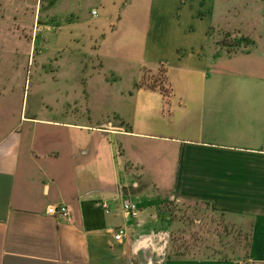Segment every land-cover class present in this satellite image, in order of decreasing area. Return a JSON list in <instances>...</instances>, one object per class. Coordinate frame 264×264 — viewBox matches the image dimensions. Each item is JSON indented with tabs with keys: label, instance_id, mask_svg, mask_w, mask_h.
I'll return each instance as SVG.
<instances>
[{
	"label": "crops",
	"instance_id": "1",
	"mask_svg": "<svg viewBox=\"0 0 264 264\" xmlns=\"http://www.w3.org/2000/svg\"><path fill=\"white\" fill-rule=\"evenodd\" d=\"M0 1L51 98L25 107L0 45V264H264V0ZM184 206L249 233V257L170 253Z\"/></svg>",
	"mask_w": 264,
	"mask_h": 264
},
{
	"label": "rangeland",
	"instance_id": "2",
	"mask_svg": "<svg viewBox=\"0 0 264 264\" xmlns=\"http://www.w3.org/2000/svg\"><path fill=\"white\" fill-rule=\"evenodd\" d=\"M71 0H61L58 2L57 6L51 13L58 12L68 8ZM2 1H0L1 4ZM21 1L10 3L8 11L6 12V3L0 5V45H5L4 56L8 57L10 60L13 59L16 53L13 50L16 46L19 47V68L18 72L21 74L24 84H25V107L29 109H43L45 104L48 105L51 101L49 92L43 93V90L39 85L34 83L37 78V61H38V51H32L29 54L30 43L34 37V42L39 45L40 40L36 39V34H33L32 26L24 27L25 25L21 23V20L14 19L16 16H20V4ZM33 0L24 1L26 8L31 12ZM18 5V6H17ZM251 6L247 8V11H259V2H251ZM17 6V9L16 7ZM19 11V12H18ZM234 11V10H233ZM39 15V14H38ZM44 14L41 15L43 18ZM34 35V36H33ZM33 36V37H32ZM21 81V80H20ZM19 81V82H20ZM48 103V104H47ZM195 206H193L194 208ZM183 208V207H182ZM203 207L199 208L198 212L193 213L192 211L187 212L186 206L183 208V212L178 214L177 219L183 221V226H177L178 229L174 231L172 248L170 253L176 256L185 257H202L206 255H212L216 251L220 255L234 256L240 253L239 250H235L234 247L238 245L237 241L233 240V235L227 234L228 230L224 232L221 227H215L214 225L200 227L201 224L209 223V220L215 219L224 223V220H220L218 217L215 218L213 214L206 212ZM201 220V221H199ZM212 222V220L210 221ZM200 225V226H199ZM227 234V235H226ZM233 243V244H232ZM210 245V251H206L205 246ZM233 245V247H232ZM166 246V245H164ZM163 246V248H164ZM233 249L235 251H233Z\"/></svg>",
	"mask_w": 264,
	"mask_h": 264
},
{
	"label": "trees",
	"instance_id": "3",
	"mask_svg": "<svg viewBox=\"0 0 264 264\" xmlns=\"http://www.w3.org/2000/svg\"><path fill=\"white\" fill-rule=\"evenodd\" d=\"M161 74V73H160ZM159 76H155L153 77L152 80L148 81V86L152 89H159L163 94L164 97L169 100L172 94V86L170 85V83L167 81L166 77H162V74ZM222 220V219H221ZM214 221L210 222L213 223ZM210 223H203L201 224L200 227H204V226H210ZM215 227H221L224 229V232L228 230L229 236L233 235V240L237 241L238 245L236 247H234V249L239 250L240 253L234 256H226V255H220L219 252H215L212 253V255H206V256H202L203 258H220L223 260H237V259H247L249 257V253H250V248H251V235L247 232L242 231L241 229H237L235 227H230L229 225H225L224 223L215 221L214 224ZM226 234V235H227ZM233 244V243H232ZM233 247V245H232ZM212 248V246L207 245L205 246L206 251H210ZM233 249V251H235ZM174 255V254H173ZM176 256V255H174ZM179 256V255H178Z\"/></svg>",
	"mask_w": 264,
	"mask_h": 264
},
{
	"label": "built area",
	"instance_id": "4",
	"mask_svg": "<svg viewBox=\"0 0 264 264\" xmlns=\"http://www.w3.org/2000/svg\"><path fill=\"white\" fill-rule=\"evenodd\" d=\"M122 206H123V211L128 216L137 217L139 215L140 209L135 202H132L131 200L126 199L123 201ZM104 207L106 208L107 211H109L107 205H104ZM47 211L51 215L58 214L63 219H70V215H71L70 209L66 205H52L48 208ZM125 235H126V228L119 227L115 231L114 237L116 240L120 241L124 238Z\"/></svg>",
	"mask_w": 264,
	"mask_h": 264
}]
</instances>
